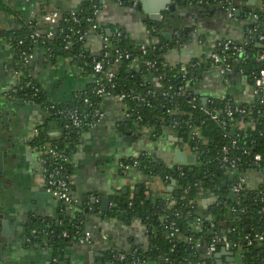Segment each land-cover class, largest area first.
I'll use <instances>...</instances> for the list:
<instances>
[{"label": "trees", "instance_id": "16d2710c", "mask_svg": "<svg viewBox=\"0 0 264 264\" xmlns=\"http://www.w3.org/2000/svg\"><path fill=\"white\" fill-rule=\"evenodd\" d=\"M218 1L209 0V3H204V6H215ZM248 1L221 0L220 4L226 9L230 7L241 9L240 17L248 21L247 30L253 24L251 15L257 14L259 18L256 25L264 32V0L260 7L249 5ZM96 8L99 9L98 0H86L77 13L85 20L87 16L93 14ZM0 12L13 13L5 0H0ZM250 16L251 18H249ZM144 21L148 25V41L136 43L121 28H117L114 32L120 29L123 34L115 46L122 51L127 49L132 56L139 57L140 60L155 61L159 67L158 71L147 69L145 64L140 68L132 66L131 60L123 58L121 65L117 68V86L113 89V93L100 96L94 91L95 83H90L78 93V96L74 95L68 102L63 103L49 100L44 89H41L39 95L34 99H27L19 92L15 93V100L28 103H32L33 100V103L39 105L46 100L49 104L63 108L71 107L74 100L82 112L87 115V119L82 125L67 130L65 129L67 118L64 115L56 114L55 110H47V121H52L56 125V132L53 134L55 137L50 136L46 125L42 130L44 127L42 125L38 127L39 133L31 143L37 147L49 144L58 145L60 148L71 147L74 149L81 132L90 129L89 124L94 120L93 115L104 110L105 101L121 91L132 90V93L141 95L143 99L137 100L129 97L121 103L123 110H129L132 114L127 124L135 123L145 127L150 130L152 137L156 138L162 134L166 127L174 129L178 135L179 143L188 144L196 155V162L193 165V170L184 165L181 170H178L177 164L167 165L158 162L148 152L145 156H140L141 165L138 169L148 177L160 178L166 185H170L173 180H176V183L164 197L148 199L146 187L142 186L140 193L135 191L132 198L127 194L122 202L114 200L109 214L127 220L139 217L147 226L149 236L148 242L144 245L134 244L130 250H122L118 254L113 252L112 264H212L214 255L204 259L198 251L193 250L192 246L197 241H201L205 245L210 242L213 236L221 238V241L216 245V253L225 246L226 242H229L236 246L249 248L248 254H251L253 250L254 259L259 258L264 262V247L258 242L248 245L246 239L247 235L264 233V211L262 210L264 208V188L259 185L252 189L246 183L241 193L236 194L232 191L234 183L232 172L237 177L248 171H256L262 174V182H264V174L256 166L247 165V155L243 154L244 150L248 149L252 153L260 152L264 155V104L258 97L249 102L237 100L243 93L245 85L252 84L254 73L263 67V64H258L255 61L256 56L264 50L263 43L252 35L247 45V55L242 59L231 61L234 71H237L240 77L235 79L237 83L234 86L230 84L231 80H229L227 97L234 104L248 105L251 112L245 116V120L255 122L254 129L250 126L239 129L237 127V123L240 121L239 115L226 117V124H222L220 118L214 120L204 111V108H208L220 112L221 116L225 114V100L209 97V102L206 104L202 95L193 89L207 66H194V62L177 66L168 63L167 53L185 37L180 22L174 23V26L169 28L170 22H166L165 19L160 22H152L144 18ZM85 25L87 26V23ZM100 25L105 28V25ZM38 28L40 26L36 19L31 22L19 19L14 27L0 28V48L3 41L9 42L10 37L14 36L15 40L11 41L14 48L17 47L19 39H24L22 47L26 49L40 47L46 50L47 47H51L53 56L50 59L54 63L61 59L72 58L77 66L84 67L85 74L93 72L90 53L85 50L83 45L75 43L69 50H66L63 48L62 36L59 34H55L52 39L46 40L44 43L41 42V39L33 42L29 34ZM165 31H172L171 40L165 38L163 33ZM143 43L147 47L146 53L140 49ZM80 52H84L86 57H81ZM183 67L185 70H182ZM158 75L162 76L161 87H157L153 79ZM26 80V78H22L18 85H23ZM34 81L38 83L36 80ZM170 86H172L171 89H169ZM29 91L30 88H27L26 92ZM163 91H170L173 93L172 97L165 99L162 96ZM87 99L88 101H86ZM190 99L193 103H189ZM137 116L141 118L138 119ZM173 120L179 122L175 127L172 124ZM186 120L199 126L200 137L192 139ZM234 141L236 146L231 150V155L241 157L236 171L232 168H222L220 158L222 148L232 146ZM182 171L183 175H181ZM203 191L209 192L215 197L210 208L211 219L200 213L198 197ZM173 198L175 204L173 207H168L167 201ZM176 211L178 215H175ZM165 212H173L171 221H175L180 227V232L173 239L167 238V229L164 228L162 216ZM198 218H201V221H198ZM196 223L198 227H194ZM68 227L69 224L61 226L58 236L51 232L48 233L47 238H44L45 233L40 232L34 242L40 245H49L57 256L68 241L75 237L79 238L85 231L83 224H73L70 229ZM64 232L66 235H63ZM174 244L175 247H173ZM122 254L125 255V259L120 258Z\"/></svg>", "mask_w": 264, "mask_h": 264}, {"label": "crops", "instance_id": "0c3cea01", "mask_svg": "<svg viewBox=\"0 0 264 264\" xmlns=\"http://www.w3.org/2000/svg\"><path fill=\"white\" fill-rule=\"evenodd\" d=\"M5 1L13 13L0 12V28L14 27L19 19L29 22L36 19L40 29L47 30L53 25L43 22L42 15L45 10L51 8L62 12L78 10L86 0ZM98 2L97 21L105 25L106 30L111 28L115 31L121 28L136 43L145 41L149 37L148 25L136 14L134 7L120 5L116 0H98ZM261 5L262 0H256V4L251 6ZM214 7L217 12L219 10L221 12L210 16L199 14L197 11L188 12L186 18L184 17L185 21L191 20L196 27L189 26L188 23L183 25L182 30L186 38L184 37L167 53L168 63L176 66L191 64L210 55L214 45L221 38H233L239 42L246 38L247 19L240 15L229 17L227 9L222 4L210 6L211 9ZM222 8L226 13H222ZM174 21L180 22L178 17ZM102 46L101 37L96 32H91L84 44L85 50L92 55L99 54ZM34 52L35 56L25 68L10 42L3 41L0 48V100L11 111L10 118L18 121L15 136L12 138L16 145L15 153L6 160L5 174L0 179V205L6 217L11 220L13 240L20 248L16 259L24 264L33 263L35 260L38 264H93L90 258V252L93 251L98 254L94 258L95 263L109 261L112 264L113 252L118 254L119 251L130 250L134 244H146L149 233L147 226L137 216L131 220L114 217L109 213L104 217L97 216L101 212L102 197L104 195L111 197V207L114 200L119 201V195H122V200L127 194L129 197L134 195L138 186H150L145 190L150 195V199L167 196L172 190V183L166 185L160 178H150L139 169L122 173L119 161L147 151L156 161L175 165L173 161L175 147L182 148L188 154L194 153L188 144L179 143L178 135L172 128H165L156 138L152 137L150 130L145 127L135 123L128 125L129 120L124 118L121 103L109 97L103 106L106 111L105 119L97 126L81 132L70 161L73 193L79 199L78 204L84 205V208L79 209L78 205L75 206V210H81L76 213V217L80 224H83L85 231L88 230L86 223L92 224H88L93 236L92 243H80L75 237L68 241L70 244L62 247L61 253L57 256L54 254L55 262L52 261L53 248L47 245H34L24 233L28 230L32 218L49 217L51 221H57L59 213L63 212L61 206H66L67 211L75 214L74 206L66 205L52 196H46L38 154L31 143L35 127L46 125L50 136L54 138L56 125L52 121H47L48 113L42 105L11 99L6 93L18 80L24 68L42 86L48 99L58 103L68 102L85 89L92 82V76L85 74V71L70 58L54 63L43 48L35 47ZM233 72L229 75V80L234 86L237 82L232 80L233 77L231 78ZM227 86L218 68L212 66L201 74L193 89L202 97L221 98ZM252 99L251 86L245 85L243 93L237 100L249 102ZM246 183L249 188H257L262 183V174L248 171ZM125 188H128L127 193H124ZM94 198L98 201L96 202ZM214 198L213 194L206 191L199 194L201 215L212 217L210 208ZM37 205H43L45 210L37 208ZM81 215H85L84 220L81 219ZM63 225L65 224L60 220V227ZM194 227H198L197 224ZM235 247L237 259L234 263H229L225 257H222L216 259V264H258L254 256L247 253L249 248L236 245ZM59 255H62L61 261Z\"/></svg>", "mask_w": 264, "mask_h": 264}, {"label": "built area", "instance_id": "2783aa9c", "mask_svg": "<svg viewBox=\"0 0 264 264\" xmlns=\"http://www.w3.org/2000/svg\"><path fill=\"white\" fill-rule=\"evenodd\" d=\"M217 1V0H212ZM116 2L120 5L137 7L139 4V0H116ZM201 4H208L209 0H200ZM231 8V7H230ZM226 9V8H225ZM229 9V8H228ZM237 8L232 7V10L228 12L229 17L233 18L235 15L234 11ZM99 9L96 8L92 15L86 17L83 20L77 13V10L62 12L59 9L51 8L44 11L42 15L43 22L53 25V27L43 30V29H34L29 37L33 39V42H37L38 39H41V42H45L46 40L52 39L55 34H59L62 36V45L63 48L69 50L71 46L75 43H80L84 46L88 35L91 32H96L99 34L102 40V50L99 54H89L92 62V70L89 76H92V82L95 83L94 91L100 96L103 94L113 93V89L117 86L116 75L117 68L121 65V61L123 58L129 59L132 61V66H138V68L142 67L143 64L146 65L147 69H155L159 70L157 63L152 60H140L139 57L132 56V54L127 50H120L115 44L121 40L123 32L119 29L116 32H112L109 35L106 29L99 24L97 21ZM252 22L253 24L248 28L246 38L239 42L234 40L233 38H221L214 45V49L210 55H208L204 59L194 61V66H207L209 67H217L223 81L226 85L229 84V75L234 71V67L231 64L233 59H242L247 55V45L249 44L252 35L257 38L260 42H262L264 46V32H262L259 27L256 25L258 21V15L253 14ZM87 23V26L85 25ZM33 27V24H31ZM15 40V37H10L9 42ZM148 41V38L146 39ZM24 43V39L17 40V47L15 48L16 55H18L25 68L29 64L30 60L35 56L34 48L26 49L22 47ZM140 49L143 53H146L147 47L146 44H141ZM46 55L51 58L53 56L52 48L47 47L44 50ZM115 54V56H114ZM81 57L85 58L86 54L84 52H80ZM69 59V58H67ZM72 59V58H70ZM73 60V59H72ZM256 63L263 64L257 73H254L251 90L253 98L258 97L261 100V103L264 104V50L258 54L255 58ZM83 71L84 67L80 66ZM23 69L21 71L18 80L12 85L10 90L6 93L7 96L11 99H15V93H21L27 99H34L39 95L42 86L36 83L34 77L28 72L27 69ZM206 68V69H207ZM185 70V67L182 68ZM186 76V75H184ZM26 78L27 80L23 85H18L21 82V79ZM155 85L157 87H161V79L162 76L158 75L153 78ZM192 79L190 78V81ZM27 88H30L29 92H26ZM170 86L169 89H171ZM228 88V87H227ZM227 88L224 95L221 97L225 100L224 112L223 116L220 115V112L213 111L208 108H204V111L212 117L214 120H218L219 118L222 120V124H226V117H234L235 115L240 116V121L237 123V127L239 129H244L246 127L255 128L254 121H246L245 116L251 112L250 107L245 104H234L231 102L230 98L227 97ZM170 91H163L162 96L165 99L172 97ZM79 94H76L78 96ZM120 103L124 102L127 98H133L137 100H142L141 95L132 93V90L129 92L121 91L118 94L113 96ZM204 98V97H203ZM88 101V99L86 100ZM209 102V97L206 101V104ZM33 103V100H32ZM189 103H193L192 100H189ZM41 105L47 110H55L54 112L58 115H64L68 122L65 124V129L71 130L72 128L79 127L82 125L85 119H87V115L84 114L78 104L73 103L71 107H58L55 104H49L48 101L44 100L41 102ZM106 117V111H98L93 115L92 121H90L89 127H95L104 120ZM132 114L129 110L124 109V118L130 120ZM140 119V116H137ZM187 127L190 130L191 137L194 139L195 137L201 136V129L199 126L195 125L192 121L186 120ZM173 127L179 124L177 120H173ZM168 128V127H167ZM39 130L38 127L34 128L33 139L38 135ZM32 139V140H33ZM236 146V142L232 143V146H224L222 148V152L220 155L221 158V167L222 168H232L234 171L238 168V163L241 161L240 156L231 155V150ZM38 154V164L40 166L44 187L46 192H48L53 198L61 201L62 203L69 206H77L79 203V199L75 197L73 193V180H72V172L70 170V161L73 153V149L71 147L60 148L58 145H49L44 144L41 147L33 146ZM147 151H142L138 155L123 159L119 161V168L122 173H128L131 170L138 169L141 165L140 156H145ZM243 154L247 155L246 164L249 166H256L257 169L261 173L264 174V155L260 152L252 153L250 150L245 149ZM195 155V154H194ZM196 156V155H195ZM178 170L182 169V165L177 163ZM233 174L234 183L232 185V191L236 194L241 193L244 190L246 185V173L239 174L237 177ZM184 172H181L183 175ZM261 188H264V182L260 184ZM261 193V191H259ZM133 195L130 197L132 198ZM95 199V198H94ZM97 202L98 199H95ZM131 204V203H130ZM175 204L174 198L167 201L168 207H173ZM114 204L111 205V207ZM110 207V209H111ZM264 211V208L262 209ZM173 212H165L162 216L164 228L167 229V238L173 239L177 233L180 232V227L175 223V221H171ZM175 215H178V212H175ZM198 221H201V218H198ZM197 224V223H196ZM63 235H66L64 232ZM92 232L90 230L84 231V233L77 240L83 244H91L92 243ZM248 245H252L254 242H258L260 245L264 247V233H255L253 236H246ZM225 240V238H224ZM221 241L220 237L213 236L210 242L207 244H203L201 241H197L193 244V250L199 252V254L204 258H209L216 253V245ZM231 243L226 242L225 246H229ZM175 247V244L173 245ZM121 259H125V255H120ZM139 261V259H138Z\"/></svg>", "mask_w": 264, "mask_h": 264}, {"label": "water", "instance_id": "95a60500", "mask_svg": "<svg viewBox=\"0 0 264 264\" xmlns=\"http://www.w3.org/2000/svg\"><path fill=\"white\" fill-rule=\"evenodd\" d=\"M221 0H219L216 5L220 4ZM249 5H255L256 0H249L247 2ZM214 6V5H213ZM204 7V8H203ZM224 7V6H223ZM223 9V8H222ZM189 10V11H188ZM191 10V11H190ZM232 7L227 9V12L231 11ZM134 11L136 14L144 19L147 18L152 22H160L163 19H165L166 22H170L169 28L174 26L175 18L178 17L180 20V24L183 27L184 24L188 23L189 26L196 27L191 20L185 21L186 16L188 15V12L197 11L199 14H204L205 16H210L213 13H220L221 11L217 12L218 10L214 8H210V5H205L200 3V0H139V4L137 7L134 8ZM226 13V11L223 9L222 13ZM241 9H236L234 11L235 15H240ZM167 14V17L165 15ZM203 16V18L205 17ZM165 17V18H164ZM183 17V18H182ZM185 17V18H184ZM251 18V16L249 17ZM264 21V20H263ZM190 22V23H189ZM113 30L111 28L107 29V33L111 35ZM125 32V31H123ZM183 35V33H182ZM164 36L167 40H171L173 37L172 31H165ZM208 97H204L203 101L206 103ZM11 111L5 106L4 102L0 100V179L1 176L5 174V162L9 157L14 156L16 145L13 142V137L15 136L16 126L18 125V121H13L10 118ZM167 128V127H166ZM45 127L42 128L44 130ZM167 132V129L165 133ZM176 141L178 139L176 138ZM174 156L173 161L174 164H181L185 167H190V170H193V165L196 162V156L194 154H188L182 148L175 147L174 148ZM176 180L172 181L171 189H173V186L175 185ZM147 189L150 188L149 185L146 187ZM142 187L138 186L136 192L140 193ZM128 188L124 189V193H127ZM47 197H51V195L47 192ZM147 198L150 199V195H147ZM215 200V198H214ZM122 195H119V202H122ZM83 202V201H82ZM110 204H111V197L109 195H104L102 197V204H101V212L97 214V216L104 217L106 214L110 212ZM38 206V205H37ZM37 208L45 210L43 205H39ZM79 208H84L83 204H79ZM61 209L63 212L59 213L57 217V221L53 222L50 220L49 217H45L44 219L41 217L38 218H32L29 221L28 224V230L25 231L24 235L26 237L29 236L30 242L34 243V245H39V243L34 242V239L37 237L38 233L43 232L45 233V237H48V233L54 232L55 235L58 236L59 234V228H60V220L63 221L64 224L66 222L69 223L68 229L73 224L79 225L80 222L77 220L76 213L81 210H75V207L73 208L75 210V214H71V212L66 210V206H61ZM87 211V209H85ZM45 215V214H44ZM212 217H209L211 219ZM81 219H85V215H81ZM90 219V217H89ZM10 218L6 217V213L3 209V207L0 205V264H24L22 261L17 260L16 256L20 251L19 246L15 244L13 240V231H11V225ZM88 224L92 225L91 223H86V228L89 230ZM70 231V230H69ZM77 240V239H76ZM70 244L69 242L66 243V245ZM49 246V245H48ZM50 247V246H49ZM236 247L234 244H230L228 247L223 246L220 251L214 254L213 263L216 264V259H220L222 257L226 258V261L229 263H234L236 261ZM252 256L254 253H251ZM98 255L95 252H90V258L91 262L93 264H111L109 261L107 262H97L95 263L94 258ZM54 253H52V261L54 259ZM112 257V256H111ZM66 258H69V256H66ZM243 261V257H241ZM59 260H62V255H59ZM256 263L258 264H264L259 258L256 259ZM28 264H38L37 261ZM244 264V263H242Z\"/></svg>", "mask_w": 264, "mask_h": 264}, {"label": "rangeland", "instance_id": "374dc122", "mask_svg": "<svg viewBox=\"0 0 264 264\" xmlns=\"http://www.w3.org/2000/svg\"><path fill=\"white\" fill-rule=\"evenodd\" d=\"M233 77V78H232ZM238 77H240V74L237 72V71H234L233 72V74L231 75V78H232V80H234L235 81V79L236 78H238ZM236 82V81H235ZM112 98H114V97H112ZM115 99V98H114ZM116 100V99H115ZM185 145H187V144H185ZM184 146V145H183Z\"/></svg>", "mask_w": 264, "mask_h": 264}, {"label": "flooded vegetation", "instance_id": "af4514ba", "mask_svg": "<svg viewBox=\"0 0 264 264\" xmlns=\"http://www.w3.org/2000/svg\"><path fill=\"white\" fill-rule=\"evenodd\" d=\"M33 104H35V103H33Z\"/></svg>", "mask_w": 264, "mask_h": 264}]
</instances>
